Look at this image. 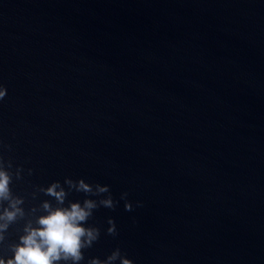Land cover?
<instances>
[{
	"label": "water",
	"instance_id": "obj_1",
	"mask_svg": "<svg viewBox=\"0 0 264 264\" xmlns=\"http://www.w3.org/2000/svg\"><path fill=\"white\" fill-rule=\"evenodd\" d=\"M0 84L26 211L65 178L118 201L81 264H264V0H0Z\"/></svg>",
	"mask_w": 264,
	"mask_h": 264
},
{
	"label": "clouds",
	"instance_id": "obj_2",
	"mask_svg": "<svg viewBox=\"0 0 264 264\" xmlns=\"http://www.w3.org/2000/svg\"><path fill=\"white\" fill-rule=\"evenodd\" d=\"M6 95L7 89L0 84V101H3ZM3 146V141L0 140V147ZM6 147L11 151V145ZM23 171L22 167H16L13 171L12 160H6L0 153V246L4 245L10 226L21 220L25 221L18 242L7 245V250L12 255L7 259L0 255V264H81L85 260L84 251L91 248L100 238L99 228L85 225L95 210L100 207L114 210L118 201L112 198L107 185L93 186L82 178H65L63 184L57 180L47 187H36L31 194L33 199L40 193L51 199L42 200L38 206L26 211L23 207L24 198L15 195L11 187L14 178H23ZM27 171L28 175L32 174V169ZM73 189L84 193L86 197L102 198H85L82 202L68 201L67 197ZM105 193L107 196H102ZM127 195L122 193L120 198L126 201L125 210L131 211L133 205L127 202ZM140 206V202H137V207ZM108 225L107 234L115 237L118 234L115 221L109 218ZM117 261L119 264H133L119 248L104 260L91 258L87 264H116Z\"/></svg>",
	"mask_w": 264,
	"mask_h": 264
}]
</instances>
